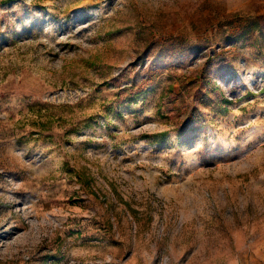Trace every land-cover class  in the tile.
Listing matches in <instances>:
<instances>
[{
  "label": "rangeland",
  "instance_id": "374dc122",
  "mask_svg": "<svg viewBox=\"0 0 264 264\" xmlns=\"http://www.w3.org/2000/svg\"><path fill=\"white\" fill-rule=\"evenodd\" d=\"M0 264H264V0H0Z\"/></svg>",
  "mask_w": 264,
  "mask_h": 264
}]
</instances>
